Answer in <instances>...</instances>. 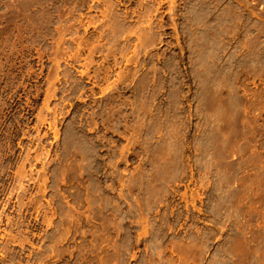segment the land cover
Instances as JSON below:
<instances>
[{
    "label": "rangeland",
    "instance_id": "rangeland-1",
    "mask_svg": "<svg viewBox=\"0 0 264 264\" xmlns=\"http://www.w3.org/2000/svg\"><path fill=\"white\" fill-rule=\"evenodd\" d=\"M0 264H264V0H0Z\"/></svg>",
    "mask_w": 264,
    "mask_h": 264
}]
</instances>
